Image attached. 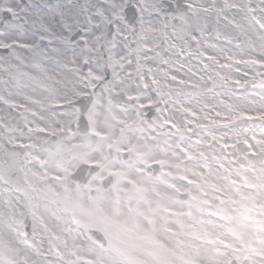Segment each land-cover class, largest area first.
<instances>
[{
	"label": "clouds",
	"instance_id": "clouds-1",
	"mask_svg": "<svg viewBox=\"0 0 264 264\" xmlns=\"http://www.w3.org/2000/svg\"><path fill=\"white\" fill-rule=\"evenodd\" d=\"M0 264H264V0H0Z\"/></svg>",
	"mask_w": 264,
	"mask_h": 264
}]
</instances>
